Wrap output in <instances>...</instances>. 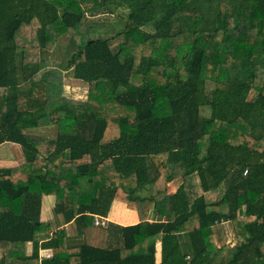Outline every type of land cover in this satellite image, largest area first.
Segmentation results:
<instances>
[{"label":"trees","instance_id":"16d2710c","mask_svg":"<svg viewBox=\"0 0 264 264\" xmlns=\"http://www.w3.org/2000/svg\"><path fill=\"white\" fill-rule=\"evenodd\" d=\"M100 13L121 32L94 36ZM4 144L21 157L0 166V264H264V0H0ZM116 201L139 222L96 225Z\"/></svg>","mask_w":264,"mask_h":264},{"label":"rangeland","instance_id":"374dc122","mask_svg":"<svg viewBox=\"0 0 264 264\" xmlns=\"http://www.w3.org/2000/svg\"><path fill=\"white\" fill-rule=\"evenodd\" d=\"M34 23L28 25L27 28L29 29L26 28L25 31L23 32L24 43L27 42L28 44L36 43L37 40H36L35 30L37 27L36 26L37 23L36 24ZM88 23L90 24V26H92L91 29L94 33V36L96 37L98 36V37L110 38L115 36L117 33L121 32L122 30L121 19L118 18L116 15H110L109 13H100L91 16L88 19ZM147 29L152 30L151 28H147ZM122 40H123L122 38L115 39L112 42L113 48L117 49L118 45L122 42ZM68 42H69V38L67 36L61 37L59 41L55 44L49 42V47L52 50L50 53L51 57L49 58V60L52 65L58 66L65 60L67 56ZM64 95L73 99L86 100L88 97V85L83 81L74 79L72 72L68 71V73H66V77L64 80ZM55 132H56L55 127L39 128L35 130V133L47 134V135L53 134ZM14 152H15L14 148L8 147V145H6L3 149L0 150V155L3 157V159L9 160V158H12L11 156L15 155ZM11 163H9L8 165H13L16 163V161H13L12 164ZM180 184H181L180 179H177L173 183L169 184L168 185L169 192H174L179 187ZM50 198H53V196H51ZM45 213H47V211ZM104 223H107V221H104ZM224 232L228 243L234 244L236 242V239L232 230V225L225 224ZM80 240H83V238L78 237L77 243H80ZM159 252H160V245H158V253Z\"/></svg>","mask_w":264,"mask_h":264},{"label":"crops","instance_id":"0c3cea01","mask_svg":"<svg viewBox=\"0 0 264 264\" xmlns=\"http://www.w3.org/2000/svg\"><path fill=\"white\" fill-rule=\"evenodd\" d=\"M6 145H8V147H12L15 149V152H14L15 155L11 156L12 158H9V160L3 159V157L0 155V166H6L11 162L13 163V161H16V163H18V159L21 157L20 151L16 145L12 146L11 144H4L0 146V150L3 149ZM60 172H61V175L71 178L77 174V169L76 167H73V166L72 167H62L60 169ZM50 197L51 196H45L43 199V208H42V215H41L42 222H47L51 217H53V207L55 205V198L54 196L53 198H50ZM46 211L47 213H45ZM105 219L107 222H113L114 224H118L121 226L135 225L139 222L138 213L135 210L128 208L125 203L118 202V201H116L113 204L110 215L108 216V218H105ZM78 237L83 238V240H80V243H77ZM85 241H86V238L84 236H73L70 238L69 243L83 244L85 243ZM48 253L50 252L42 251V255H46ZM160 260H161V252L158 253V261Z\"/></svg>","mask_w":264,"mask_h":264},{"label":"built area","instance_id":"2783aa9c","mask_svg":"<svg viewBox=\"0 0 264 264\" xmlns=\"http://www.w3.org/2000/svg\"><path fill=\"white\" fill-rule=\"evenodd\" d=\"M104 221H106L105 219H102V218H99V217H97L96 219H95V223H96V225H101V226H105V225H107V223H104Z\"/></svg>","mask_w":264,"mask_h":264},{"label":"clouds","instance_id":"9594fccd","mask_svg":"<svg viewBox=\"0 0 264 264\" xmlns=\"http://www.w3.org/2000/svg\"><path fill=\"white\" fill-rule=\"evenodd\" d=\"M106 220V219H105Z\"/></svg>","mask_w":264,"mask_h":264}]
</instances>
